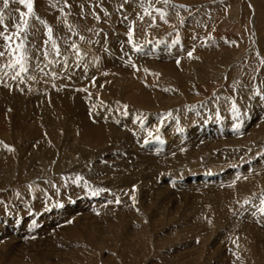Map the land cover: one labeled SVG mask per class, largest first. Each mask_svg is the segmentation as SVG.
<instances>
[{
	"label": "rangeland",
	"instance_id": "1",
	"mask_svg": "<svg viewBox=\"0 0 264 264\" xmlns=\"http://www.w3.org/2000/svg\"><path fill=\"white\" fill-rule=\"evenodd\" d=\"M0 22V264H264V0H0Z\"/></svg>",
	"mask_w": 264,
	"mask_h": 264
},
{
	"label": "bare ground",
	"instance_id": "2",
	"mask_svg": "<svg viewBox=\"0 0 264 264\" xmlns=\"http://www.w3.org/2000/svg\"><path fill=\"white\" fill-rule=\"evenodd\" d=\"M143 5V4H142ZM141 5V6H142ZM37 6V5H36ZM120 9V8H119ZM152 9V8H151ZM37 10V9H36ZM41 10V9H40ZM57 10V9H56ZM122 11V10H121ZM131 10H130V8L127 6V8L125 9V14L123 15L124 16V18H127V16L129 15V12H130ZM55 12V11H54ZM115 12V11H114ZM118 12V11H117ZM115 14V13H114ZM131 14H133V13H131ZM135 15V14H134ZM141 17V16H140ZM117 19H119L118 17H117ZM120 20V19H119ZM1 23L2 22H0V31H3V30H1L2 28H3V25H1ZM13 24V23H12ZM5 26V25H4ZM56 31V29H53V31ZM55 33V32H54ZM65 33V32H64ZM56 34V33H55ZM32 37H30V39H31ZM69 38V37H68ZM34 39V37L32 38V40ZM34 42V41H33ZM52 43H54V40H53V42ZM72 43V42H71ZM34 44V43H33ZM59 45V44H58ZM63 45V44H62ZM38 46V45H37ZM91 49V48H90ZM95 49V48H94ZM49 50V49H48ZM98 50H100V51H103V49L102 48H98ZM94 51V50H93ZM50 52V51H49ZM97 52V49H96V51H95V53ZM24 55V54H23ZM25 55H26V63H29V61L32 63V62H34L35 61V59H32L31 58V56L27 53V51L25 52ZM25 55H24V57H25ZM36 55H37V53H36ZM46 56V55H45ZM123 56V55H122ZM29 57V58H28ZM50 57V56H49ZM49 57H48V59H49ZM0 59H6L3 55H0ZM10 59V58H9ZM8 59V60H9ZM20 59H22V58H20ZM53 59V58H52ZM13 60V59H12ZM24 60V59H23ZM44 60V59H43ZM90 61V60H89ZM104 61H105V63L106 64H108V63H112V58H110L109 56H105V58H104V60H103V63H104ZM36 62H38V61H36ZM50 63V62H49ZM104 63V64H105ZM69 64V62L66 64V65H68ZM114 65L116 64V71L117 72H120V71H124L125 70V63L123 62V61H119L118 59H116V60H114V63H113ZM4 65V64H3ZM52 66V65H51ZM108 66V65H107ZM106 67V66H105ZM35 69V67H32V64H29V65H26L25 67H23V70L21 69V72L20 73H22V72H28V71H31V70H34ZM53 69V68H52ZM51 69V70H52ZM129 69V68H128ZM25 70H27V71H25ZM167 70V69H166ZM115 72V71H114ZM43 74L45 75V72H44V70H43ZM121 75V74H120ZM174 77V76H173ZM26 78V77H25ZM177 78V77H176ZM178 78H180V77H178ZM172 79V78H171ZM181 79V78H180ZM34 80V79H33ZM35 82V81H34ZM134 87V86H133ZM146 89V87L144 86L143 87V89H142V92L143 93H141L142 94V98H143V100L144 99H146V100H149L150 98V96H147L146 95V93H148L149 91L147 90H145ZM149 89V88H148ZM40 92H42V90H39ZM1 93H6L5 91H3V90H0V94ZM39 97H41L42 96V94L41 93H39V94H37ZM37 95L35 96V97H37ZM7 96V95H6ZM38 97V98H39ZM84 98H85V96H83V97H81V99H83V102H81L80 103V105H78V103H76V107L71 111H69V114L70 115H73L74 114V112H78V108H79V106H80V108H81V110H86V109H89L90 107H94L93 106V104H87V105H85L86 103H85V100H84ZM157 98V97H156ZM64 99H66V100H64ZM72 99H74V97L73 96H70V97H68V95L66 94L65 95V98H63V97H61V101H63V102H61L60 104V106L61 107H64V108H66L67 110H69L70 108H71V105H73L72 104ZM37 101V100H36ZM142 101V100H141ZM154 101H157V100H154ZM133 102V104H134V100L132 101ZM39 103V102H38ZM36 104V103H35ZM137 104V103H136ZM135 104V105H136ZM47 104H46V102L44 103V107H43V109H46V106ZM140 104H137V106L138 107H141V108H143V109H148V108H151V103L150 102H146L145 104H143V105H140ZM57 106V105H56ZM57 107H59V105L57 106ZM159 108V107H158ZM60 109V108H59ZM56 110H58V109H56ZM152 110H153V108H152ZM55 111V108L54 107H52L51 108V115H52V113ZM66 112V111H65ZM46 113V112H45ZM57 115V114H56ZM52 116H54V114L52 115ZM64 116V115H63ZM82 118H77L76 117V119H75V124L76 125H78L79 127H81V125H82V123L84 122V123H87V124H85L84 126L85 127H83L84 129H83V135H82V137L84 138V139H86L87 141H88V144L89 145H92V144H94V143H97V142H99V141H101V142H104V141H106L108 138H110L111 139V137L110 136H112V135H110V136H108L109 134H106L105 133V131H103L102 129H101V127H99V125H96V126H92V125H89V123L91 124V116H88V117H90V118H86L85 117V115L83 114L82 116H81ZM153 119V118H152ZM252 119V118H251ZM53 120V119H52ZM54 121H56V120H54ZM62 121H64L63 120V118H62ZM89 122V123H88ZM111 123V122H110ZM65 125H67V123H64ZM64 127V126H63ZM205 128V127H204ZM79 129V128H78ZM203 129V128H202ZM189 133H192V132H195V131H202V130H197V129H195V130H193L192 132L191 131H189V130H187ZM179 133H181V132H179ZM172 134V133H171ZM167 136H168V134H167ZM112 138H113V136H112ZM178 138L179 139H181V136H177L176 138H171L170 140L171 141H174L175 139L176 140H178ZM168 139H169V136H168ZM114 140V139H113ZM212 140V139H211ZM169 145V144H168Z\"/></svg>",
	"mask_w": 264,
	"mask_h": 264
},
{
	"label": "snow or ice",
	"instance_id": "3",
	"mask_svg": "<svg viewBox=\"0 0 264 264\" xmlns=\"http://www.w3.org/2000/svg\"><path fill=\"white\" fill-rule=\"evenodd\" d=\"M20 3L26 4L29 13L32 12V0H20ZM7 4H8V0H4L5 7H7ZM21 15H23V13ZM49 31H51V30H49ZM0 55H3V53H0ZM189 55H191V53H189ZM17 63H19V61H17ZM22 70H23V68H22ZM262 211H264V209H262Z\"/></svg>",
	"mask_w": 264,
	"mask_h": 264
}]
</instances>
